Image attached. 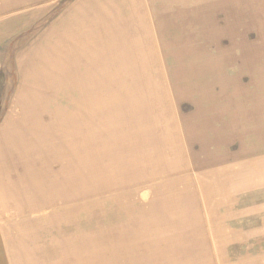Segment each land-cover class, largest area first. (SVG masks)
Wrapping results in <instances>:
<instances>
[{"label":"rangeland","instance_id":"374dc122","mask_svg":"<svg viewBox=\"0 0 264 264\" xmlns=\"http://www.w3.org/2000/svg\"><path fill=\"white\" fill-rule=\"evenodd\" d=\"M0 30V264H264V0H0Z\"/></svg>","mask_w":264,"mask_h":264},{"label":"crops","instance_id":"0c3cea01","mask_svg":"<svg viewBox=\"0 0 264 264\" xmlns=\"http://www.w3.org/2000/svg\"><path fill=\"white\" fill-rule=\"evenodd\" d=\"M7 25H10V23H7ZM14 25H16V23ZM49 33L51 34V30H50ZM1 35H3V34L1 32V30H0V43H1V40H2V36ZM48 37H49V34H48ZM32 45L33 46L28 47L26 50H23V52H21V53H28V56H30L31 54H34V53H65L64 51H61V48L57 47L55 41H53L52 38H49L48 42L46 41V42H44L42 44L35 42V44H32ZM28 56H27V58L22 56V58L20 59L21 60L20 61V64H21L20 66L23 67V64H25L26 60H28V58H29ZM1 68H2V62H1V59H0V70H1ZM25 73H26V69H25V67H23V72H22L23 78L25 76ZM30 88L31 87H28L26 85H22V87L19 89V91L17 93V98H16L15 103H14V106H15L14 108L17 109V104H19L21 101L29 102V104H30V100H27V98L30 95V92L33 89L32 88L31 91H29ZM31 97H32V93H31ZM24 110L28 111L27 108H25ZM25 111L21 112L20 114L29 115L28 113H25ZM12 113H14V112L12 111L11 114H9V116L4 120L3 126L0 127V132L3 131L5 125L7 124V122H9L8 120L10 119V116H13ZM18 114H19V112L14 115V119L15 120H23V119H25L26 116L24 118H21V117L18 116ZM36 118H38L37 120H39V121H43L45 119H46V121H48L49 118H54V120L56 121L60 117L57 116L56 119H55L54 116H52V117L45 116L44 117L43 115H38ZM15 183L17 184L18 180L17 181L16 180L13 181L11 179L0 180V184H15Z\"/></svg>","mask_w":264,"mask_h":264},{"label":"bare ground","instance_id":"6f19581e","mask_svg":"<svg viewBox=\"0 0 264 264\" xmlns=\"http://www.w3.org/2000/svg\"><path fill=\"white\" fill-rule=\"evenodd\" d=\"M75 9H73V10H71L67 15H66V17H63V18H61V20L58 22V26L59 27H62L63 25V23L65 22L66 24L68 23H77V21H74V20H77V19H75L73 16H72V14H74V16H75ZM69 15V16H68ZM62 23V24H61ZM63 28V27H62ZM92 52V51H91Z\"/></svg>","mask_w":264,"mask_h":264}]
</instances>
